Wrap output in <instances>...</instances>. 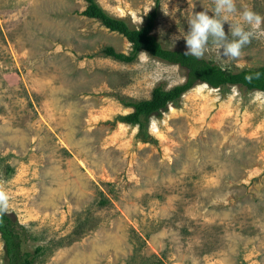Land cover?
<instances>
[{"label":"rangeland","instance_id":"obj_1","mask_svg":"<svg viewBox=\"0 0 264 264\" xmlns=\"http://www.w3.org/2000/svg\"><path fill=\"white\" fill-rule=\"evenodd\" d=\"M97 1L135 26L157 3ZM87 4L0 0V188L32 264H264V91L198 82L140 130L120 119L133 110L124 102L186 71L145 50L104 53L132 43ZM214 4L159 0L153 31L186 49L189 15ZM236 4L264 16V0ZM252 31L239 57L211 38L203 57L264 65V21ZM6 254L0 232V264Z\"/></svg>","mask_w":264,"mask_h":264},{"label":"trees","instance_id":"obj_2","mask_svg":"<svg viewBox=\"0 0 264 264\" xmlns=\"http://www.w3.org/2000/svg\"><path fill=\"white\" fill-rule=\"evenodd\" d=\"M86 1L88 4L83 11L84 14L99 19L107 27L122 33L132 43L129 53L118 52L112 46H106L104 53L120 60L132 61L140 51L145 50L154 57L179 64L186 71L185 82L170 88L161 82L153 88L150 98L130 99L124 102L125 105L133 107V110L121 115L120 119L139 125L140 130L146 125L148 117L165 110L170 103L177 105L183 93L198 82L208 83L213 87L231 84L264 91V65L231 71L212 59L185 55L183 48L165 47L153 31L159 14V0L141 26L131 25L125 18L110 14L97 0ZM257 73L259 75H256ZM246 74H251L252 78L246 79ZM0 232L5 240L8 264L33 263L36 249L32 251L24 246L28 236L27 228L11 213L0 214Z\"/></svg>","mask_w":264,"mask_h":264},{"label":"clouds","instance_id":"obj_3","mask_svg":"<svg viewBox=\"0 0 264 264\" xmlns=\"http://www.w3.org/2000/svg\"><path fill=\"white\" fill-rule=\"evenodd\" d=\"M237 12H239L238 19H232L231 17ZM211 13L209 14V10L204 8V10L189 15V30L184 35L187 46L184 51L185 55L202 58L211 38L221 46L224 57H239L243 46L250 43L254 35L252 29L264 21V16L250 7L244 6L238 10L236 0H215ZM226 21L229 22L227 33L224 27ZM251 78V74H246V79ZM9 202L7 191L0 188V214L7 212Z\"/></svg>","mask_w":264,"mask_h":264}]
</instances>
